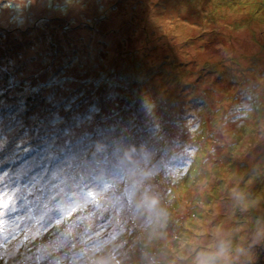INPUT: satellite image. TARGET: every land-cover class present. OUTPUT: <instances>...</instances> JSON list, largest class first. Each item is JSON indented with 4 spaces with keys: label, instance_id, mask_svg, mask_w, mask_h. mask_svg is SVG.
Segmentation results:
<instances>
[{
    "label": "rangeland",
    "instance_id": "obj_1",
    "mask_svg": "<svg viewBox=\"0 0 264 264\" xmlns=\"http://www.w3.org/2000/svg\"><path fill=\"white\" fill-rule=\"evenodd\" d=\"M263 7L0 0V90L59 83L88 121L34 154L0 135V204L32 207L0 235V264H195L221 244L227 264H264ZM28 102L21 132L41 131L44 100Z\"/></svg>",
    "mask_w": 264,
    "mask_h": 264
},
{
    "label": "trees",
    "instance_id": "obj_2",
    "mask_svg": "<svg viewBox=\"0 0 264 264\" xmlns=\"http://www.w3.org/2000/svg\"><path fill=\"white\" fill-rule=\"evenodd\" d=\"M264 8V7H263ZM264 15V13H263ZM50 67H53L52 65H48L47 66V72H48V69ZM23 79L25 78H22V80H20L19 82V85H20V88H14V87H11L12 86V83H8V86L11 87V88H8L7 92H6V96H2L0 97V112H3V111H6L9 113L7 119H4L0 116V135H4V136H7V137H10L16 130H19L20 134L16 135V143L17 144L15 147L13 146L11 148V152L16 154L18 151V149H21V148H28V150H31V153L33 152L34 154V151L37 152L38 150H36L37 148L40 149V146L39 145H42L44 147V150H47V147H51V148H54L55 147V142L56 141H53L52 143H46L44 142L45 140L49 141L50 137L54 136L55 133H59L57 132L56 130L60 129V127H62L63 125H66V124H70V126H75V125H82V124H87L88 121H84L85 119H80L79 117H74V116H70L68 119L66 120H63V121H60L59 123L55 124L53 126V130H46V128H44L43 130L41 129V131H38L36 129V132L33 131V130H30L28 129V131L26 132H21L22 131V128H24V123H25V118H28L27 120L30 119V116L32 114V112H29V113H26L23 121H17L16 119L20 118V115L21 113H23V110H18L17 109V104H16V100H15V97H18V96H26V98L28 99H31V98H40L41 100H44V102H42V104L44 106H46V108L48 109V111H46V109H43V110H40L38 113H36V115H40V116H43V115H46L48 112H50L52 109L50 108L49 106V103H48V98L47 96L43 95V94H40L38 89H35L34 87H29L28 88V84L29 82L27 81H24ZM86 88H89L88 86H86ZM21 89H23V91H21ZM90 90H93L92 87L90 88ZM5 92H0V95H3ZM71 95L75 96L74 94H72L70 92ZM106 94H102V95H99V94H95V92H93L91 95H90V100H97V99H100V97H105ZM104 100V99H102ZM80 102V99H78L77 101H75L74 103H68V102H63L62 100H58V105L57 107L61 106V105H67V110L68 111H71L73 109V107H75L77 104H79ZM32 102H28V105H29V109L32 108L33 112H35V108H33V106L31 105ZM87 105L89 106L88 102L86 104H84V110H86L88 107ZM5 108H4V107ZM96 107H94L95 109ZM38 110V109H37ZM34 115V116H36ZM33 116V117H34ZM16 120V121H15ZM36 122V121H35ZM70 126L68 127H64V131L67 132V133H70L72 128H69ZM40 134V135H39ZM47 135L48 137L44 138L45 140L43 141V136L42 135ZM13 139H15V135L13 137ZM36 147L34 149H31V147ZM29 152V151H28ZM23 157H19L18 159H21L22 160ZM17 160V155H14V160L11 161V162H6L5 166L3 167H7L8 166H13L15 165V161ZM18 164L21 163L20 161H17ZM15 237V236H13ZM12 238L11 236L7 239H10ZM13 256V255H12ZM15 257V256H13ZM8 259L10 258L11 260V257H7ZM13 261V260H11ZM18 261V259H17ZM16 261V262H17Z\"/></svg>",
    "mask_w": 264,
    "mask_h": 264
},
{
    "label": "snow or ice",
    "instance_id": "obj_3",
    "mask_svg": "<svg viewBox=\"0 0 264 264\" xmlns=\"http://www.w3.org/2000/svg\"><path fill=\"white\" fill-rule=\"evenodd\" d=\"M61 85L59 83H52L50 85V92H49V98H48V103L50 108L52 109L50 112H48L46 115L36 116V125L37 127H40L42 130L44 128L48 129H53V126L60 121L68 119L71 115L74 114V112H70L67 110V105H61L57 107L58 105V98L56 96V90L59 89ZM3 90H0L2 92ZM23 91V89H21ZM6 96V93L3 95H0V97ZM16 104H17V109L18 110H23V112H28L29 105H28V99L26 96H18L15 97ZM13 206L6 217L5 213L3 211H0V235L6 233L8 229L12 226L11 220L14 219L17 214L20 213H28L32 210L31 205H28L26 200L21 197L19 199V205L20 207H17V202L16 201H9ZM9 203H3L0 204V208L3 209H8L9 208Z\"/></svg>",
    "mask_w": 264,
    "mask_h": 264
},
{
    "label": "clouds",
    "instance_id": "obj_4",
    "mask_svg": "<svg viewBox=\"0 0 264 264\" xmlns=\"http://www.w3.org/2000/svg\"><path fill=\"white\" fill-rule=\"evenodd\" d=\"M156 202L153 201V204ZM229 257V248L225 244H221L217 251L206 254L204 256L197 257L195 264H217V261H223L227 264Z\"/></svg>",
    "mask_w": 264,
    "mask_h": 264
},
{
    "label": "bare ground",
    "instance_id": "obj_5",
    "mask_svg": "<svg viewBox=\"0 0 264 264\" xmlns=\"http://www.w3.org/2000/svg\"><path fill=\"white\" fill-rule=\"evenodd\" d=\"M17 161H20L21 163L23 162L21 159H17V160L15 161L16 164H18ZM18 165H19V164H18ZM17 169H18V168H16L15 171H16ZM161 210H162V209H158L157 211H161Z\"/></svg>",
    "mask_w": 264,
    "mask_h": 264
}]
</instances>
